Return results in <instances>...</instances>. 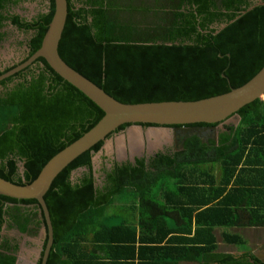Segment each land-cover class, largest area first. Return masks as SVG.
<instances>
[{
  "label": "trees",
  "instance_id": "trees-1",
  "mask_svg": "<svg viewBox=\"0 0 264 264\" xmlns=\"http://www.w3.org/2000/svg\"><path fill=\"white\" fill-rule=\"evenodd\" d=\"M33 1L44 2L46 10L28 20L9 12L20 0H0V44L6 37L2 33L6 24L27 36L29 54L21 63L41 48L55 14V0ZM67 1L61 58L123 104L195 102L221 96L247 84L264 67V6L241 16L258 0ZM222 25L228 26L218 32ZM238 115L239 124L219 130L217 141L207 143L193 136L175 154L160 153L148 162L137 158L135 164L114 163L111 169L104 164L99 184L93 159L104 141L74 160L45 196L54 230L47 264H62L64 257L73 259L68 251L79 244V232L83 240L99 229H116L132 234L134 244L136 227L107 225L110 208L128 199L138 203L141 230L158 231L164 224L170 232L173 229L168 228L166 217L181 215L184 236H193L183 237L178 259L203 264H263L254 255L215 254L217 227L264 228V204L253 205L252 185L242 190L244 202L231 198L241 192L238 176L264 172V99L245 106ZM104 116L42 58L1 81L0 178L20 186L32 184L53 157ZM130 126L125 124L116 133ZM198 126L215 129L218 124L189 127ZM21 164L25 166L23 174ZM79 170L83 172L74 180ZM214 171L221 173L219 179L213 176ZM43 226L46 221L36 200L0 196V264L19 261L20 242L9 232L36 237ZM108 238L131 241L128 236ZM224 240L245 245L238 235H226ZM159 241L153 239L155 246ZM47 243L48 236L42 257Z\"/></svg>",
  "mask_w": 264,
  "mask_h": 264
},
{
  "label": "water",
  "instance_id": "water-1",
  "mask_svg": "<svg viewBox=\"0 0 264 264\" xmlns=\"http://www.w3.org/2000/svg\"><path fill=\"white\" fill-rule=\"evenodd\" d=\"M258 6H264V2L258 0L256 5L244 11L241 16ZM55 7L53 20L43 39L41 48L23 65H20L18 68L0 77V81L26 69L35 61L42 58L62 79L95 103L105 113V116L92 130L53 157L32 184L20 186L0 178V196L17 200H36L40 206V213L43 214L46 221V226H43L42 234L44 237L48 236V243L42 257V264H47L54 244V230L50 212L45 202V196L58 175L82 154L91 150L100 142L104 141L105 146L108 144L107 137L109 135L116 133L121 126L129 124L131 126L128 128V131L130 128L134 127H139L141 129V133L139 132L138 135L144 137L147 141V143L145 142L147 145H145L144 148L147 151V155L151 156L159 148L164 145H169L168 143L160 144V142L157 141V143L154 142L152 144V139H156L157 134H164L166 133L165 131H168L172 136L174 133L176 135L179 133L183 137L181 142V144H183L188 138L193 136L202 137L203 133H206L208 130L205 127L188 128L187 126L218 124L217 129L220 130H224L226 126L236 123L237 126L241 120L238 112L254 101L264 99L263 67V69L247 84L238 89H232L229 93L221 96L195 102L181 101L123 104L75 71L61 58L59 54V45L67 22L68 1L55 0ZM239 18L240 16L235 20ZM227 26L228 25H222L218 32H221ZM143 125H150V127H144L147 129L144 131ZM173 127L176 129L171 134ZM154 129L158 131H154ZM125 135H127L125 132L117 134L118 137H123V140H125ZM218 135L219 133L215 135L216 141ZM130 162L135 164L136 159L131 158ZM20 168L23 174L25 170L24 164H21ZM6 228L7 227H5V230ZM18 235L25 236L16 231V236ZM41 245L43 246V243ZM257 257L264 264V257Z\"/></svg>",
  "mask_w": 264,
  "mask_h": 264
},
{
  "label": "crops",
  "instance_id": "crops-1",
  "mask_svg": "<svg viewBox=\"0 0 264 264\" xmlns=\"http://www.w3.org/2000/svg\"><path fill=\"white\" fill-rule=\"evenodd\" d=\"M212 174L218 179L221 176V173L218 171H214ZM237 180L240 182L239 190L241 192H239L240 195L238 197L237 195L231 196L232 200L244 202L246 196H244L242 190H246L250 187L249 185H252L254 195L250 200L253 205L257 203L264 204V188L262 187L264 186V172L256 175L246 173L243 176H238ZM209 181L210 179H208ZM206 190L210 194V188L207 187ZM137 205L136 200L116 203L109 210L110 220L107 223L108 226L112 225V227L120 226L122 223L126 226L136 227L137 240L134 244L132 234L120 233L116 229L112 231H105L104 229L100 231L99 229L94 235L86 236L83 240V235L81 236V232H79V244L68 251L73 256V259L70 260L64 257L61 261L63 262L62 264H203L184 261L181 258L178 259L177 252H180L183 248V237L191 238L193 236H184L182 230L184 221L180 214L174 213L166 217L168 228L173 229L170 232L164 224H161V229L158 231L151 229L141 230L139 228ZM116 211L122 213V215H115ZM214 235L217 244L215 254L221 256L232 255L235 257L249 254L254 255L258 260L257 256L264 257V228L217 227ZM226 235L241 236L245 241V245L235 246L226 243L224 240V236ZM116 236H128V238H131V241H108V237L114 239ZM161 238L163 239L161 240ZM153 239H160L159 243H156V246L153 243ZM40 243L38 242V247L33 253V264H38L42 257L43 246ZM18 264L21 263L18 261Z\"/></svg>",
  "mask_w": 264,
  "mask_h": 264
},
{
  "label": "rangeland",
  "instance_id": "rangeland-1",
  "mask_svg": "<svg viewBox=\"0 0 264 264\" xmlns=\"http://www.w3.org/2000/svg\"><path fill=\"white\" fill-rule=\"evenodd\" d=\"M19 10L23 11V15L32 16L36 12L46 10V4L40 1L29 0V1L22 3ZM7 30H9L10 33L8 34L3 46H1L0 48V69L3 66V64L9 65L13 62L19 61L23 59L25 55L27 54V49L23 47L24 45H21L23 41H26L27 36L24 35L23 32H20L16 28L7 29ZM236 124H233V125L236 126ZM143 130L146 131L147 129L143 128ZM154 131H158V130L154 129ZM124 132L127 134L125 135V140L122 139L123 137H118V138H115L117 136L111 137L108 139V144H106L104 148L98 154L95 155L93 159V165H94L95 171L97 172V174H99L97 175L98 178L101 176V170L103 168V165L106 163L105 160L107 159L108 161V159L114 157L116 152L120 153V151H126L128 155L130 154L132 155L131 158H135V155H134L135 152L134 150H130L129 146L134 145L136 146V148H139V147H144L145 145H147L146 144L147 141L145 140V138L138 135L139 132L141 133V129L139 127L130 128L129 131L127 129ZM165 132L166 133L162 134L160 140L158 137H156V139H152L153 141V142L151 141L152 144L156 141L160 142V144L162 143L172 144L174 140V136L173 135L171 136L168 133V131H165ZM172 132L173 131H171V134ZM132 134L136 135L135 144L132 143ZM131 158L127 161H131ZM77 173H81V172H76L75 174ZM126 199H128V197H126ZM128 201H133V199H128L123 202L125 203ZM115 215L120 216L122 215V213H119L118 211H116ZM42 229L39 232L40 233L39 236H36V237H29L26 234L25 236H22V235L16 236V230L8 233L11 237L17 238L20 242V245H21L20 254H19L20 263L22 260L23 264H33L32 257L34 256L33 253L35 249L38 247V242L43 243L45 239V237H43V234H42Z\"/></svg>",
  "mask_w": 264,
  "mask_h": 264
},
{
  "label": "flooded vegetation",
  "instance_id": "flooded-vegetation-1",
  "mask_svg": "<svg viewBox=\"0 0 264 264\" xmlns=\"http://www.w3.org/2000/svg\"><path fill=\"white\" fill-rule=\"evenodd\" d=\"M26 1H29V0H20V2L16 5V6H11L10 8H9V12H11V13H15V14H19V15H21L22 17L24 16V17H26L28 20H31L33 17H35L37 14H39L40 12H36V13H34L32 16H26V15H23V11H20L19 10V8L21 7V5H22V3H24V2H26ZM41 12H45V10H43V11H41ZM15 29L16 27H14V26H12L11 24H6L5 25V27L2 29V33L3 34H5L6 35V37L4 38V40L1 42V44H0V48H1V46H3V44H4V42L6 41V38H7V36H8V34L10 33L9 32V30H7V29ZM16 29H18V28H16ZM19 30V29H18ZM20 31V30H19ZM20 32H22V31H20ZM24 34V33H23ZM25 35V34H24ZM22 41V40H21ZM24 42V48H26L27 49V54L25 55V57L23 58V59H21V60H19V61H16V62H13V63H11V64H9V65H7V64H3V66L1 67V69H0V72H4V70L5 69H7V68H9V67H12V66H14V65H17L16 66V68H18L20 65H23L24 63H21L24 59H26L27 58V56H28V54H29V50H28V48H27V42H25V41H23ZM29 60V59H28ZM27 60V61H28ZM26 61V62H27ZM21 63V64H20ZM31 66V65H30ZM30 66H28V67H30ZM15 68V69H16ZM14 70V69H13ZM23 71V70H22ZM21 72V71H20ZM9 73V72H8ZM19 73V72H18ZM5 74H7V73H5ZM5 74H3V75H5ZM3 75H0V77H2ZM7 79V78H6ZM5 80V79H4ZM3 81V80H2ZM1 82V81H0ZM143 127V126H142ZM188 128H191V127H189V126H187ZM198 127H200V126H198ZM144 128V127H143ZM146 128H148V127H146ZM205 128H207L208 130L206 131V133H203V135H202V140L204 141V142H209L210 140H215V135L218 133V131L220 130V129H217L218 127H216L215 129L214 128H211V127H205ZM173 129V132H174V130L176 129L175 127H173L172 128ZM119 132H117V133H115L114 135H113V137H115V136H117V134H118ZM175 134V133H174ZM173 134V136H174V140H173V142H172V144H169V145H164L163 147H161V148H159L153 155H151V156H148L147 155V152H146V150H144L145 148L143 147H139V148H136V146H134V145H130L129 146V148H130V150H134V152H135V159H143V158H146V160H147V162L150 160V159H152L153 157H156L158 154H175V153H177V152H179L180 150H181V148H182V146H183V144H181V142H182V139H183V137L178 133V135H174ZM115 138H118V136L117 137H115ZM160 138H161V136H160ZM160 138H159V140H160ZM132 143H136L135 141H133L132 140ZM131 154L130 155H128L127 154V152L126 151H120V153L119 152H116L115 153V155H114V157H112V158H110V159H108V161H107V159L105 160L106 161V167L108 168V169H111L113 166H114V163H119V164H121V163H123V162H125V161H127V160H129L130 158H131ZM78 172H83V170H79ZM81 173H77V174H75L74 175V177H73V179L75 180L77 177H79L80 176V174ZM99 175V174H98ZM97 178H98V176H97ZM102 180V179H101ZM99 182H100V179L98 178L97 179V184H99ZM21 264H23V262H22V260H21Z\"/></svg>",
  "mask_w": 264,
  "mask_h": 264
},
{
  "label": "bare ground",
  "instance_id": "bare-ground-1",
  "mask_svg": "<svg viewBox=\"0 0 264 264\" xmlns=\"http://www.w3.org/2000/svg\"><path fill=\"white\" fill-rule=\"evenodd\" d=\"M154 136H155V134H154ZM160 136H162V133H161L160 135H159V134L156 135V137H158V138H160ZM135 137H136V135H135V134H132V140H133V141L136 140Z\"/></svg>",
  "mask_w": 264,
  "mask_h": 264
}]
</instances>
